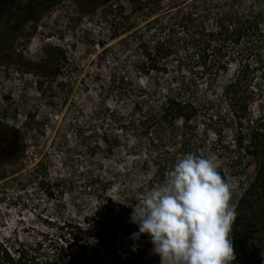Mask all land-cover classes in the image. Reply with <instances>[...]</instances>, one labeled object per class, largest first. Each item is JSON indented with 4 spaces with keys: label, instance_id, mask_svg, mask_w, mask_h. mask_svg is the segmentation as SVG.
<instances>
[{
    "label": "rangeland",
    "instance_id": "374dc122",
    "mask_svg": "<svg viewBox=\"0 0 264 264\" xmlns=\"http://www.w3.org/2000/svg\"><path fill=\"white\" fill-rule=\"evenodd\" d=\"M143 2L150 3L129 20L142 29L160 11L154 0ZM118 6L129 14V0H0V154L24 145L18 157L0 162V222L2 230L35 237L81 223L102 264H165L151 241L132 246L125 230L113 249L95 236L101 225L131 218L151 190L137 191L139 179L127 175L130 157L94 147L93 111L109 101V79L139 81ZM235 134L223 106L189 126L190 137L225 169Z\"/></svg>",
    "mask_w": 264,
    "mask_h": 264
},
{
    "label": "trees",
    "instance_id": "16d2710c",
    "mask_svg": "<svg viewBox=\"0 0 264 264\" xmlns=\"http://www.w3.org/2000/svg\"><path fill=\"white\" fill-rule=\"evenodd\" d=\"M143 1L129 0V14L118 6L139 81L109 79L110 99L93 111L94 147L104 146L109 154L118 148L131 158L127 175L139 179L137 191L152 189L185 154L210 156L190 137L189 126L223 106L236 126L229 165L217 167L235 190L234 264H264V0H182L172 6L154 0L160 11L142 29L129 20L150 3ZM23 146L15 148V157ZM100 227L95 236L107 248H114L122 230L132 246L151 241L147 234L133 238L139 227L129 216ZM65 228L67 234L24 236L16 227L2 230L0 222V264H102L81 223Z\"/></svg>",
    "mask_w": 264,
    "mask_h": 264
},
{
    "label": "clouds",
    "instance_id": "9594fccd",
    "mask_svg": "<svg viewBox=\"0 0 264 264\" xmlns=\"http://www.w3.org/2000/svg\"><path fill=\"white\" fill-rule=\"evenodd\" d=\"M135 143V139H131ZM214 156L187 153L134 207L131 222L165 264H234L235 190Z\"/></svg>",
    "mask_w": 264,
    "mask_h": 264
},
{
    "label": "flooded vegetation",
    "instance_id": "af4514ba",
    "mask_svg": "<svg viewBox=\"0 0 264 264\" xmlns=\"http://www.w3.org/2000/svg\"><path fill=\"white\" fill-rule=\"evenodd\" d=\"M16 153V150L13 148V150H9L7 153L5 154H0V161H5L8 160L9 158L13 157Z\"/></svg>",
    "mask_w": 264,
    "mask_h": 264
}]
</instances>
